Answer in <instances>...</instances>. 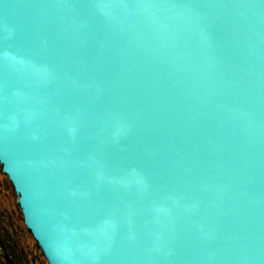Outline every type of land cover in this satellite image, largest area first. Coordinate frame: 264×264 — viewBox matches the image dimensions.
Here are the masks:
<instances>
[{
    "label": "water",
    "instance_id": "obj_1",
    "mask_svg": "<svg viewBox=\"0 0 264 264\" xmlns=\"http://www.w3.org/2000/svg\"><path fill=\"white\" fill-rule=\"evenodd\" d=\"M0 166L48 264H264V0H0Z\"/></svg>",
    "mask_w": 264,
    "mask_h": 264
},
{
    "label": "rangeland",
    "instance_id": "obj_2",
    "mask_svg": "<svg viewBox=\"0 0 264 264\" xmlns=\"http://www.w3.org/2000/svg\"><path fill=\"white\" fill-rule=\"evenodd\" d=\"M48 264L23 223L12 185L0 166V264Z\"/></svg>",
    "mask_w": 264,
    "mask_h": 264
},
{
    "label": "trees",
    "instance_id": "obj_3",
    "mask_svg": "<svg viewBox=\"0 0 264 264\" xmlns=\"http://www.w3.org/2000/svg\"><path fill=\"white\" fill-rule=\"evenodd\" d=\"M8 264H11V261H8Z\"/></svg>",
    "mask_w": 264,
    "mask_h": 264
}]
</instances>
